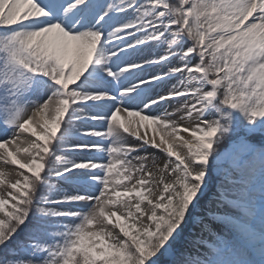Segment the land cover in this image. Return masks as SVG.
I'll return each mask as SVG.
<instances>
[{
	"label": "snow or ice",
	"instance_id": "snow-or-ice-1",
	"mask_svg": "<svg viewBox=\"0 0 264 264\" xmlns=\"http://www.w3.org/2000/svg\"><path fill=\"white\" fill-rule=\"evenodd\" d=\"M0 264H264V0H0Z\"/></svg>",
	"mask_w": 264,
	"mask_h": 264
},
{
	"label": "rangeland",
	"instance_id": "rangeland-1",
	"mask_svg": "<svg viewBox=\"0 0 264 264\" xmlns=\"http://www.w3.org/2000/svg\"><path fill=\"white\" fill-rule=\"evenodd\" d=\"M147 150H148V152H150V153L155 151V150H153V149H151V148H149V149H147ZM209 199L212 200V199H214V197H212L211 194H210ZM209 207H213V206L209 203V200H206V201L204 202V209H202V211H205V213H206V210H207V208H209ZM213 210H216V209L213 207ZM220 211H222V212H228L229 214H233V215H235V213H233V212L231 211V209H228V208L220 209ZM208 223H209V228H210V229H212V230H216V231H220V230H222V227H221L219 224H217V223H215L214 221H212L211 216L208 217ZM186 234H187V233H186Z\"/></svg>",
	"mask_w": 264,
	"mask_h": 264
}]
</instances>
